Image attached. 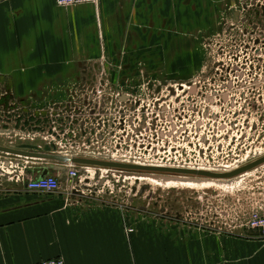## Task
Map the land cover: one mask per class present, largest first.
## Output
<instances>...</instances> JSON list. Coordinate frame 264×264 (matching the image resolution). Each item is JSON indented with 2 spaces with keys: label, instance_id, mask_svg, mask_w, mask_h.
Returning a JSON list of instances; mask_svg holds the SVG:
<instances>
[{
  "label": "rangeland",
  "instance_id": "1",
  "mask_svg": "<svg viewBox=\"0 0 264 264\" xmlns=\"http://www.w3.org/2000/svg\"><path fill=\"white\" fill-rule=\"evenodd\" d=\"M158 10L168 14V8L159 6ZM215 10L221 13L220 18L208 21V14ZM185 12L183 26L164 20L161 26L157 23L156 32L168 50H178L171 44L180 36L186 38V70L167 69L170 64L163 62V54L150 56L154 65L145 57L126 67L133 59L123 58V53L120 58L112 57L99 39L90 55L73 60L82 64L71 74L84 78L85 85L70 91L66 100L10 101L9 87L0 86V145L57 154L68 151L72 144L85 143L86 149L80 150L84 157L107 160L137 152L153 163L216 172L263 157L264 0L188 6L183 7ZM199 17L201 21L194 20ZM194 44L198 45L196 52ZM165 45L162 51H166ZM196 58L198 64L192 66L190 62ZM99 91L128 92L133 95L129 101L133 106L117 104L110 114V97L100 98ZM71 94L75 95L73 101ZM131 135L140 142L133 150L128 145ZM24 158L0 151V188L9 183L23 185L16 182V175ZM100 169L89 165L87 171L82 170V189H91L106 201L129 206L134 199V204H149L157 221L179 223L186 210L188 219L196 220V197L203 195V207L200 204L197 212L203 214L200 221L213 217L211 221L244 227L264 238L247 224L253 210L264 207V164L230 179L116 169L106 174ZM34 178L35 169L28 170L26 181Z\"/></svg>",
  "mask_w": 264,
  "mask_h": 264
},
{
  "label": "crops",
  "instance_id": "2",
  "mask_svg": "<svg viewBox=\"0 0 264 264\" xmlns=\"http://www.w3.org/2000/svg\"><path fill=\"white\" fill-rule=\"evenodd\" d=\"M237 3L100 0L61 6L56 0H0V86L9 87L10 101L66 100L70 91L85 85V79L71 70L95 50L99 39L112 57L123 53V58L133 59L126 67L145 57L154 65L150 56L163 54V62L170 64L167 69L186 70V38H176L171 45L178 50H168L157 39V23L178 21L183 26L187 21L183 7ZM159 6L168 8V14ZM208 15V21H215L221 13ZM164 45L166 51L161 50ZM192 47L198 50L197 44ZM190 63L196 66L197 58ZM40 160L29 161L26 173L35 169V177H40L45 170L57 174L55 168L61 167L63 187L53 193L28 191L16 183L0 188V264H35L56 257H63L66 264H264V238L244 227L211 221L213 217L199 220L203 195L196 197L195 221L188 219L189 210L179 223L157 221L149 204H134L133 199L125 206L106 201L91 189H71L75 181L67 177L65 165Z\"/></svg>",
  "mask_w": 264,
  "mask_h": 264
},
{
  "label": "built area",
  "instance_id": "3",
  "mask_svg": "<svg viewBox=\"0 0 264 264\" xmlns=\"http://www.w3.org/2000/svg\"><path fill=\"white\" fill-rule=\"evenodd\" d=\"M56 1L61 6H68V5H74V4H79V3H97L100 0H56ZM122 95L127 96V99L125 101H122L120 99ZM98 96L100 98H102L103 96L110 97V99L108 101V110H109L110 114H112L113 109H115V107H117V104H120L121 107H123L124 105H126L127 107L133 106V104L129 102L132 99L133 95L128 93V92H123L122 94H118L117 92L106 93L105 91H99ZM88 106H90V103L88 104ZM85 107L86 106H84V108ZM83 115H85V109H83ZM74 116H75L74 114H71V116H69V117L73 119ZM85 124H86V121L83 120L82 121L83 127H86ZM147 126L149 127V125H147ZM72 132H74V130ZM161 135H163V134H161ZM128 140H129L128 145L130 146L131 150H133L135 148V145H137V147L140 146V142L135 139L134 135H131ZM82 149H86L85 143H83L82 145L81 144H72L71 148H69L68 151L61 153V154H64L65 156H67L69 158L82 156L81 151H80ZM122 158H124V159H122ZM95 159H98V158H95ZM107 160H110V159H107ZM112 160H116V161L120 160L118 162L122 161L125 163L138 164V165H146V164H149L152 166L153 165H156V166L161 165L158 163H153V161H151L150 159H147V158L144 159L143 157L138 156L137 152L134 153L133 155L123 154L121 158H117V157L113 156ZM28 163H29V158H26V159L24 158L23 163L19 164V165H21L20 172H17V175H16V182H19V183L22 182L24 185V188L26 190H28V191H45V192L53 193V192H57V191L62 189V187H63V184H62L63 174H62V172H57V174H49L46 176L34 178L30 181H26L25 176H26V167H27ZM10 165H11V167L13 166L11 163H10ZM65 165L67 166V177H69L72 181H75V183L71 184L70 188L71 189H82V186H83L82 183L85 179L82 177L81 172H82V170L87 171L88 166L75 164L72 162H67ZM100 168H101L100 171H102V173H106V174H108L110 172V170H112V168H102V167H100ZM116 170H118V169H116ZM100 178H101V180H103L104 176H101ZM247 224L251 228L256 229L259 232V234L264 237V207L254 209L253 212L250 214V217L247 221ZM35 264H66V261L63 257H56V258L43 260V261H40V262L35 263Z\"/></svg>",
  "mask_w": 264,
  "mask_h": 264
},
{
  "label": "water",
  "instance_id": "4",
  "mask_svg": "<svg viewBox=\"0 0 264 264\" xmlns=\"http://www.w3.org/2000/svg\"><path fill=\"white\" fill-rule=\"evenodd\" d=\"M237 14V13H236ZM122 101L127 99V96H123L120 98ZM0 151L23 156L31 159H51L56 162L66 163L72 162L75 164H88L95 166H105L110 168H116L121 170H137V171H150V172H164V173H174V174H187V175H197V176H205L214 179H230L234 177H238L246 172L254 169L260 165L264 164V156L252 161L242 167H238L237 169L225 171V172H216V171H204L200 169H189V168H175V167H158V166H144V165H136V164H125V163H117L112 161H104L98 159L91 158H83V157H72L69 158L63 154H52V153H44V152H34L28 150L16 149L8 146L0 145ZM56 170H61V167H56ZM48 174V170H45L42 176H46Z\"/></svg>",
  "mask_w": 264,
  "mask_h": 264
},
{
  "label": "bare ground",
  "instance_id": "5",
  "mask_svg": "<svg viewBox=\"0 0 264 264\" xmlns=\"http://www.w3.org/2000/svg\"><path fill=\"white\" fill-rule=\"evenodd\" d=\"M98 160H101V159H98ZM112 162H117V163H122V161L121 162H118V161H120V160H118V161H114V160H112V159H110ZM104 161H109V160H104ZM125 163V162H124ZM125 164H130V163H125ZM81 165H84V166H87L88 164H81ZM136 165H138V164H136ZM89 166V165H88ZM90 166H95V165H90ZM144 166H152V165H149V164H146V165H144ZM153 166H156V165H153ZM99 167H104V168H110V167H105V166H99ZM158 167H174V166H166V165H160V166H158ZM175 168H186V167H175ZM189 169H200V168H189ZM237 169V168H236ZM201 170V169H200ZM234 170V169H233ZM205 171V170H204ZM213 180V179H212Z\"/></svg>",
  "mask_w": 264,
  "mask_h": 264
}]
</instances>
